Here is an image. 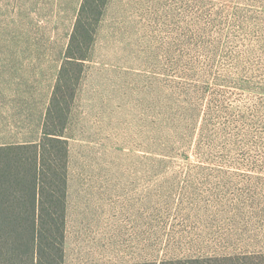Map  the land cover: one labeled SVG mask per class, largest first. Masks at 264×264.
Wrapping results in <instances>:
<instances>
[{
	"label": "rangeland",
	"instance_id": "1",
	"mask_svg": "<svg viewBox=\"0 0 264 264\" xmlns=\"http://www.w3.org/2000/svg\"><path fill=\"white\" fill-rule=\"evenodd\" d=\"M81 1L0 0V143L39 138ZM262 10L108 1L73 71L65 264H264Z\"/></svg>",
	"mask_w": 264,
	"mask_h": 264
},
{
	"label": "trees",
	"instance_id": "2",
	"mask_svg": "<svg viewBox=\"0 0 264 264\" xmlns=\"http://www.w3.org/2000/svg\"><path fill=\"white\" fill-rule=\"evenodd\" d=\"M108 1H81L39 138L0 143V264H65L68 104L79 80V72L73 71L90 59ZM238 1L264 11V0ZM251 15L242 18L241 26L260 32L263 40L264 25ZM235 86L248 89L252 84L240 78ZM255 88L264 92V86ZM212 136L209 140L214 143ZM238 260L227 256L177 264H242Z\"/></svg>",
	"mask_w": 264,
	"mask_h": 264
}]
</instances>
